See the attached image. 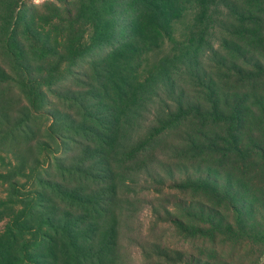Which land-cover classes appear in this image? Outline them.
Instances as JSON below:
<instances>
[{"label":"trees","instance_id":"1","mask_svg":"<svg viewBox=\"0 0 264 264\" xmlns=\"http://www.w3.org/2000/svg\"><path fill=\"white\" fill-rule=\"evenodd\" d=\"M226 250L264 264V0H0V264Z\"/></svg>","mask_w":264,"mask_h":264},{"label":"rangeland","instance_id":"2","mask_svg":"<svg viewBox=\"0 0 264 264\" xmlns=\"http://www.w3.org/2000/svg\"><path fill=\"white\" fill-rule=\"evenodd\" d=\"M36 1V3H39V2H42V1H44V0H35ZM150 215V212H146L145 214H144V225L146 226L147 225V223H148V216ZM235 252H232V251H230V250H226L225 252H224V259H227V260H229L231 263H233V264H241V261H240V258H241V256L243 255H241V256H239V255H236V254H234ZM235 256V257H234ZM234 259H233V258ZM234 261V262H233Z\"/></svg>","mask_w":264,"mask_h":264}]
</instances>
